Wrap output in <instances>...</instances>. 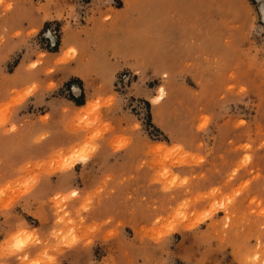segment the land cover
I'll return each mask as SVG.
<instances>
[{"label": "rangeland", "instance_id": "374dc122", "mask_svg": "<svg viewBox=\"0 0 264 264\" xmlns=\"http://www.w3.org/2000/svg\"><path fill=\"white\" fill-rule=\"evenodd\" d=\"M0 264H264V0H0Z\"/></svg>", "mask_w": 264, "mask_h": 264}, {"label": "snow or ice", "instance_id": "6c2138e0", "mask_svg": "<svg viewBox=\"0 0 264 264\" xmlns=\"http://www.w3.org/2000/svg\"><path fill=\"white\" fill-rule=\"evenodd\" d=\"M73 195H75V193H73Z\"/></svg>", "mask_w": 264, "mask_h": 264}]
</instances>
